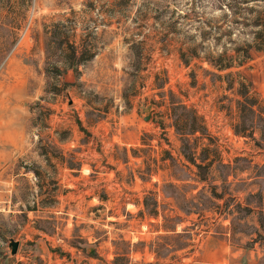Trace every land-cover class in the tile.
I'll return each instance as SVG.
<instances>
[{"label":"rangeland","instance_id":"374dc122","mask_svg":"<svg viewBox=\"0 0 264 264\" xmlns=\"http://www.w3.org/2000/svg\"><path fill=\"white\" fill-rule=\"evenodd\" d=\"M229 1L0 0V264H258L261 122L252 136L233 129L240 82L264 105V46L242 57L236 29L238 44L200 33L232 25L221 9ZM220 53L231 65L222 71L208 62ZM172 102L195 109L207 129L196 155L209 149L223 197L196 200L200 213L168 195L211 192L179 154ZM217 170L229 172L224 188ZM146 195L158 216L141 213ZM226 202L229 216L219 214ZM176 215V232L187 234L165 239L176 232L163 217ZM10 238L19 241L12 256Z\"/></svg>","mask_w":264,"mask_h":264},{"label":"trees","instance_id":"16d2710c","mask_svg":"<svg viewBox=\"0 0 264 264\" xmlns=\"http://www.w3.org/2000/svg\"><path fill=\"white\" fill-rule=\"evenodd\" d=\"M247 1L252 0H230L228 3H223L221 6V9L224 8L222 16L223 19H227V17H231L232 19L229 20V23L232 24L228 26L227 29H222L223 26L216 25L213 27H209V29H200V33L205 38L207 36L213 35L215 36L216 40H219L222 36H227L229 40L233 43H237V40H233L231 38V34L236 29L239 32V36L242 37L241 44L238 45L235 49H246L242 51L241 54L242 57L247 56V49H258L260 47L264 46V5H243L247 3ZM264 1V0H263ZM225 21V20H224ZM238 26V27H233ZM211 28H214L213 32L211 31ZM250 36L251 40L248 39ZM239 37V38H241ZM55 38V33L52 32V34L46 38V45L49 44L50 39ZM70 49H72V55L74 53V47L71 46ZM223 49H227L225 45H223ZM231 59H233L232 56H230ZM224 60V53H220L217 55V57L213 60H208L209 64L213 66L218 71H222L226 68H229L231 65L222 63ZM229 73H226L225 75L218 74L217 76L220 78L227 77ZM228 89H231L230 83L226 86ZM235 93L240 96L236 101V108H237V122L235 124V128L233 129L234 133L237 135H243V136H252L253 131L255 130V125L257 122H261V127H257L258 132L261 134V136L264 138V105H258L256 102V99H254L253 96L248 94V90L243 82L239 83V88L235 90ZM169 108L168 116L171 119V126L174 128V131L176 135L179 138L180 146H179V154L182 155L185 160L196 167V170L194 171V177H191L190 179H195L196 181H199L203 184V187L209 186L211 188L210 194L205 193L204 191L200 190L198 191L194 196H191L190 199H187L185 197V194L177 195L175 193L168 194L169 196L173 197L174 200V206L184 212L185 214H190L192 212L200 213L201 211H195L192 209V206L195 205V201H209L212 204H215L214 201L211 200V196L215 197V199H222L223 194H216L214 189L218 188V185L213 183L215 180V177L212 178V166H213V160L208 159L207 151L209 149H206V147L202 148L199 155H196L197 153V137H203L207 135V129L204 125V119L202 115H198L197 111L195 109H192L185 104H174ZM257 105V106H256ZM161 122V121H159ZM161 124V123H159ZM248 130V131H247ZM167 157H164V159H168L170 161V165L174 167L177 163L176 159L171 155V153L166 150L165 151ZM221 168H225V164L220 165ZM203 171V172H202ZM218 171V170H217ZM229 175V172L226 173L223 171H218V178L221 181V186L225 187V181ZM186 178V180H188ZM177 180H184L182 178H177ZM169 187L177 189V185L168 182L164 185V188ZM183 186V185H181ZM166 190V188H165ZM198 197V198H196ZM199 199V200H198ZM203 199V200H202ZM214 199V198H212ZM184 202V203H182ZM143 204V210L150 215V216H158L160 209L159 204L151 195H146L143 198L142 201ZM188 204V206H187ZM201 204V203H200ZM218 207V206H216ZM229 207L228 203H224V209L219 211V214H224V216H229L231 212L226 211V209ZM205 208V207H203ZM202 208V209H203ZM237 208H240L239 204H237ZM197 209V208H195ZM229 211H231L229 209ZM163 221H172V225H166L163 223V227L170 232H176V225L181 221L180 216H171V217H163ZM183 234L187 233H181L176 232L174 235L171 236H165L164 238L167 239L169 237L171 238H180L183 237ZM162 236H159L161 238ZM251 244V243H250ZM184 246L186 244H183ZM249 246V243L247 244ZM183 247V246H182ZM155 251V249H154ZM156 252V251H155ZM158 254V253H157ZM258 264H264V253L259 259Z\"/></svg>","mask_w":264,"mask_h":264},{"label":"water","instance_id":"95a60500","mask_svg":"<svg viewBox=\"0 0 264 264\" xmlns=\"http://www.w3.org/2000/svg\"><path fill=\"white\" fill-rule=\"evenodd\" d=\"M71 100H69V104H71ZM151 117V112H149L147 115L143 117L144 120H148ZM19 246V241L14 240L13 238L9 239L8 248H9V254L10 256L14 255L17 252Z\"/></svg>","mask_w":264,"mask_h":264}]
</instances>
